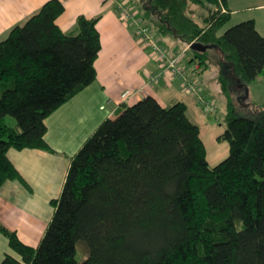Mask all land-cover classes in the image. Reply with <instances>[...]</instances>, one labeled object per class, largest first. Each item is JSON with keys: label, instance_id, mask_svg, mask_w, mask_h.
<instances>
[{"label": "trees", "instance_id": "16d2710c", "mask_svg": "<svg viewBox=\"0 0 264 264\" xmlns=\"http://www.w3.org/2000/svg\"><path fill=\"white\" fill-rule=\"evenodd\" d=\"M141 4L161 38L206 48L189 47L200 70L219 65L228 157L210 166L186 103L163 106L147 95L103 120L72 156L38 246L0 223L19 255L0 264H264V102L247 94L264 73V35L253 19L222 31L227 0ZM64 10V0H47L0 40V186L30 189L8 151H54L46 118L96 79L100 16L79 15L77 31L66 33L57 24ZM79 242L88 249L82 262Z\"/></svg>", "mask_w": 264, "mask_h": 264}, {"label": "crops", "instance_id": "0c3cea01", "mask_svg": "<svg viewBox=\"0 0 264 264\" xmlns=\"http://www.w3.org/2000/svg\"><path fill=\"white\" fill-rule=\"evenodd\" d=\"M46 1L0 0V40L6 37L13 26L23 24L35 14ZM120 1L109 3V0H64L65 10L57 18V24L64 32L75 33L77 30L74 24L79 15L89 18L100 16L97 28L102 48L95 62V81L62 104L45 120V137L54 151L38 148H11L8 151V157L31 190L15 180H8L0 186V223L16 231L19 238L28 245H39L52 219L51 200L59 197L70 166L66 156L74 148L82 146V140L87 139L103 120L114 117L119 110L147 95H152L162 105L164 102L173 104L183 101L187 105L188 113L190 103L182 99L181 93L188 96L189 100L192 97L199 99V95L203 93L199 90L201 83L196 78L200 67L197 60L191 61L192 52L188 62H185L189 49L184 53L181 63L186 75L197 82L199 95L185 92L182 79L171 78L169 70L166 71L167 77H161L150 84V74L165 69L166 64L156 60L152 48L140 39L135 27L121 19ZM125 1L130 2L141 14L138 2ZM251 4L248 1L238 5L235 0H227L231 16L235 12L250 10ZM256 6L264 7V1ZM192 9L194 16L197 14L200 19V8L193 6ZM248 19H253L258 31L264 35L258 27L256 17H247L243 21ZM71 28L75 31L70 32ZM161 42L168 49L170 57L186 48L185 45L181 47V42L170 36L162 37ZM211 65L213 64L208 67ZM188 67L190 74L186 72ZM126 90L133 92L131 99L122 98V93ZM7 253L19 256L10 248L7 237L0 232V262Z\"/></svg>", "mask_w": 264, "mask_h": 264}, {"label": "rangeland", "instance_id": "374dc122", "mask_svg": "<svg viewBox=\"0 0 264 264\" xmlns=\"http://www.w3.org/2000/svg\"><path fill=\"white\" fill-rule=\"evenodd\" d=\"M124 1L125 0H121L120 3ZM133 1L138 2L139 7L142 6L141 0H133ZM248 1H251L252 8H250V10L246 9L244 11L235 12V14L231 16L229 22L224 26L222 31H224L231 25L243 21V19H247V17L255 16L258 22V27L261 30V32L264 34V7L256 6L264 0H235V2L238 5H243ZM109 3H114V0H109ZM195 17L199 19L197 14L195 15ZM74 27L77 28V25L74 24ZM69 31L72 32L75 30H72L71 28V30ZM180 45L181 47L184 46L183 44ZM190 52L191 50H189L188 53L186 54L185 62H188L189 58L191 57ZM212 64L213 65H211L207 69L200 70L198 76L196 77L198 83H201V85L199 86V90L203 92L202 95L198 94L199 99H195L194 97H192L189 100L188 96H185L183 93H181L182 94L181 97L182 99H185V101L190 103L189 105L190 110L188 111V115L193 122L199 125L200 134L206 146L207 160L210 166H215L228 157L229 142L225 139L219 138L226 128L225 114H226L227 99H226V95L221 89V84L218 81L219 65H217L216 63L215 64L212 63ZM186 72L190 74L191 70L189 67L186 68ZM233 94H235L236 98H238L235 92H233ZM247 94L250 103L264 102V73L261 74L251 85H249ZM200 97H202V102L200 100ZM128 99H131V97ZM236 101L238 102L239 105L238 99H236ZM206 102L212 105L213 109L211 111H206L205 109ZM165 103L166 102H164L163 105L167 106L172 104V103L171 104H165ZM7 121L11 124L15 123V121L10 117L7 118ZM93 130H95V128ZM85 139L86 138L82 140L81 142L82 144L85 141ZM79 147L81 146L74 148V150L72 152H69L68 156H66V158L68 159V165L70 163L71 156L79 149ZM53 211L54 208L52 206V214ZM87 257H88V249L86 244L83 242H79L77 245V255H76L77 260L79 262H82Z\"/></svg>", "mask_w": 264, "mask_h": 264}, {"label": "built area", "instance_id": "2783aa9c", "mask_svg": "<svg viewBox=\"0 0 264 264\" xmlns=\"http://www.w3.org/2000/svg\"><path fill=\"white\" fill-rule=\"evenodd\" d=\"M210 6H213V4L210 3ZM119 9L121 19L124 22L131 23L135 27L140 39L150 45L154 58L159 62L166 64L165 69L150 74V84L157 82L161 77H167L166 71L169 70L171 71V78L179 77L182 79V88L185 92L199 94L197 82L195 80L193 81L186 75L184 66L181 63V59L186 50L189 49L190 45H187L186 48L180 52L177 51L174 56H168V49L162 44L160 36L150 25L145 23L143 16L139 14L138 10H135L130 2L124 1L120 3ZM223 11H225V8H223ZM131 95H133V92L126 90L122 93V98L126 100ZM200 100L202 102V97H200ZM205 109L206 111H211L213 107L206 102Z\"/></svg>", "mask_w": 264, "mask_h": 264}, {"label": "water", "instance_id": "95a60500", "mask_svg": "<svg viewBox=\"0 0 264 264\" xmlns=\"http://www.w3.org/2000/svg\"><path fill=\"white\" fill-rule=\"evenodd\" d=\"M191 49H194V50H198V49H201V50H205L206 48L205 47H202V46H200L198 43H193V44H191Z\"/></svg>", "mask_w": 264, "mask_h": 264}]
</instances>
